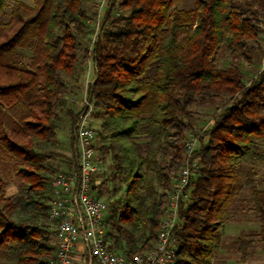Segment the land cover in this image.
Instances as JSON below:
<instances>
[{"label":"trees","instance_id":"16d2710c","mask_svg":"<svg viewBox=\"0 0 264 264\" xmlns=\"http://www.w3.org/2000/svg\"><path fill=\"white\" fill-rule=\"evenodd\" d=\"M181 1L109 0L96 38L83 48L85 0H0V255L8 264H48L53 256L48 210L62 160L56 121L64 110L72 150L80 111L65 109V77L75 78L88 59L94 77L85 97L99 122L94 146L109 169L99 172L96 195L117 196L105 216L112 249L132 258L155 244L186 161L196 162L197 173L173 232L175 264H213L245 186L259 225L235 244L243 260L252 240L264 246V188L243 179L245 163H264V52L255 75L246 80L240 69L264 33V0L179 8ZM221 49L224 68L216 65ZM194 106L214 111L187 157ZM10 175L18 193L6 197Z\"/></svg>","mask_w":264,"mask_h":264},{"label":"built area","instance_id":"2783aa9c","mask_svg":"<svg viewBox=\"0 0 264 264\" xmlns=\"http://www.w3.org/2000/svg\"><path fill=\"white\" fill-rule=\"evenodd\" d=\"M109 0H95L98 17L104 15ZM97 31V30H96ZM95 31L96 38L97 32ZM73 130L70 158L75 167L58 172L51 182L52 196L48 218L54 233V253L48 264H73L76 251L86 252L88 264H175L176 241L174 229L179 224V211L188 199L187 186L196 175V162H185L168 194L165 210L155 244L132 258L112 249L107 239L105 216L106 197L96 195L101 171L98 153L94 146L95 132L89 124L91 104L84 97ZM195 148V140H187L186 156Z\"/></svg>","mask_w":264,"mask_h":264},{"label":"rangeland","instance_id":"374dc122","mask_svg":"<svg viewBox=\"0 0 264 264\" xmlns=\"http://www.w3.org/2000/svg\"><path fill=\"white\" fill-rule=\"evenodd\" d=\"M31 5V0H21ZM85 8L89 21H87L88 30L79 36V40L84 47L89 48L94 41L95 31L99 29L102 21V17H98L96 13L95 0H85ZM194 0H182L179 4V8H192ZM114 12L123 14V11L118 10L116 5L113 7ZM96 31V32H97ZM95 33V34H94ZM255 49L253 51V57L250 63L242 61L240 69L244 73L245 79H249L255 75L262 67V52H264V33L260 34L258 41L255 42ZM228 56L224 49H221L216 58V65L218 68H224L227 65ZM75 78L65 77L66 82L69 86V92L65 97V109H70L73 113L79 112L82 108V101L85 97L86 86L93 80L94 77V66L91 60L80 62L77 65V72ZM213 107H193L194 122L192 124V130L189 133L188 140H195V148H197L198 141L196 135L202 134L205 130L210 127L211 115ZM89 124L95 130L98 128L99 122L93 116V111L88 116ZM56 133L59 142L57 152L60 154L61 159H69L71 154V148L69 144L70 136V120L65 114L64 110H61L58 114L56 121ZM97 145V141L94 142ZM59 163L60 168L57 172H63L70 170L66 168L65 161ZM101 169L108 173V161L105 167L100 164ZM73 169V168H72ZM244 176L243 179H249L255 186L264 188V163L258 162H247L244 165ZM56 172V173H57ZM103 172V171H102ZM103 172V173H104ZM103 176V174H102ZM98 180L101 181V175H98ZM5 196L13 197L18 193V179L10 175L6 179ZM115 183V182H113ZM112 185V184H111ZM117 196H109L108 209L116 202ZM249 201V187L245 186L243 189L239 201L235 204L233 210L230 212V216L224 223L222 228L221 242L219 248L215 254L213 264H264V246L254 239L253 245L247 248L248 257L246 259L241 258V252L239 247L235 244V239L242 237V234L249 233L250 231L258 230L259 223L255 219L254 215L247 211ZM257 241V242H256ZM53 245V241H52ZM0 264H8L1 258Z\"/></svg>","mask_w":264,"mask_h":264},{"label":"crops","instance_id":"0c3cea01","mask_svg":"<svg viewBox=\"0 0 264 264\" xmlns=\"http://www.w3.org/2000/svg\"><path fill=\"white\" fill-rule=\"evenodd\" d=\"M73 264H88L87 253L81 252V251H76L73 255Z\"/></svg>","mask_w":264,"mask_h":264}]
</instances>
